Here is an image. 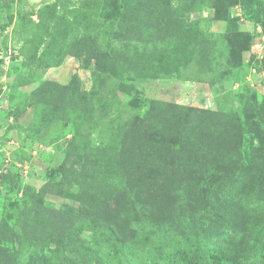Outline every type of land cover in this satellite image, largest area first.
<instances>
[{
  "label": "rangeland",
  "instance_id": "rangeland-1",
  "mask_svg": "<svg viewBox=\"0 0 264 264\" xmlns=\"http://www.w3.org/2000/svg\"><path fill=\"white\" fill-rule=\"evenodd\" d=\"M119 2L123 0L13 3V23L0 32V264L14 258L26 264H159L161 249L189 251L197 241L239 249L250 262L263 260L264 237L258 231L264 224V0H171L210 42L205 43L206 57L192 59L179 76L155 78L138 76L122 55L129 49L127 39L140 48H159L160 54L164 30L154 19L133 22L128 32L124 21L132 9H122ZM52 3L63 22L72 25L65 35L54 29L59 18L48 23L36 14ZM142 3L144 12L151 9L150 1ZM30 11L31 18L18 14L28 17ZM5 14L0 8V23ZM115 62L123 65V79ZM93 71L99 75L95 82ZM28 77L37 84H69L71 92L62 100H70L69 108H62V102L34 105L27 127L20 126L16 103L30 107L31 93L16 90ZM183 106L237 112L238 139L220 147L224 165L212 183V213L199 206L193 222L184 223L187 213L182 224L176 222L172 183L160 187L147 180L141 204L127 192L100 197L93 189L48 175L59 164L79 172L85 158L96 156L111 139L118 121L133 115L168 121L157 125L168 130L174 125L170 133L180 134ZM83 114L88 119L75 144L80 137L87 144L64 161L62 149ZM173 142L177 148L179 141ZM135 179L132 175L133 185ZM204 210L207 214L200 216ZM131 252L136 256L128 259Z\"/></svg>",
  "mask_w": 264,
  "mask_h": 264
},
{
  "label": "trees",
  "instance_id": "trees-1",
  "mask_svg": "<svg viewBox=\"0 0 264 264\" xmlns=\"http://www.w3.org/2000/svg\"><path fill=\"white\" fill-rule=\"evenodd\" d=\"M15 1L0 0V8L6 12L4 21L0 23V32L13 23L14 14L11 10ZM148 1H150L151 9H146L145 12L142 0L119 2L122 9L126 5H130L132 9V14H128V18L124 21V27L128 32H132L133 22L141 25L143 22L155 19L164 30L160 41L165 48L158 54L159 48L148 49L147 46L140 48L134 41L127 39L125 44L129 46V49L126 48L123 53V61L125 60L128 68L135 70L138 76L146 75L155 78L169 76L173 73L179 76L192 59L198 57L201 60L206 57L205 43L210 41L196 22L183 17L178 4H173L171 0ZM56 7V3L46 4L36 11V14L39 18H47L48 23H50V18H59L54 29L60 35H65L72 25L63 22V18L56 14ZM33 13L30 11L28 17L21 13L18 14L23 18H31ZM114 18L117 19V16ZM51 38L54 39V36ZM133 45L135 47L132 48ZM114 68L119 78L123 79V65L115 62ZM92 76L95 82L99 75L93 71ZM30 82L31 78L28 77L19 81L18 84ZM70 92L69 84L44 80L32 90L29 104L34 106L46 103L52 107L58 102H62ZM89 93H94V87L89 90ZM70 103V100H67L62 102L61 106L67 109ZM22 105L23 102L16 103L17 115L20 113ZM76 106L75 103L74 107L76 108ZM77 108L79 109V106ZM179 114L184 116V123L179 126L182 130L178 135L170 133L175 129L174 125L168 130L167 127L157 125L158 123L166 125L169 123L168 121H161L147 114L133 115L128 119L118 121L119 125L114 128L111 139L100 148L96 156L85 158L79 172H76L72 167L59 164L50 168L48 175L58 177L62 182H73L93 189L100 197L112 192H127L134 195L133 197L140 198L141 204H143L142 199L146 193L147 180L156 182L160 187L164 182L165 185L172 183L169 191H172L176 196L174 202L177 205V218L175 221L182 224L181 219L187 213L189 218L184 223H188V221L191 223L194 221L196 208L207 209L209 207L211 213L213 212L210 200L212 183L222 175L220 167L224 165L222 158L225 156L220 147L238 139L235 130L238 117L236 111H225L222 106H219L215 111L183 106L179 109ZM230 116H233V120ZM136 118L138 120L133 123ZM86 119H88V115L83 114L81 120L74 124L73 135L62 149L65 155L64 161L68 159L73 149H78L81 152L83 145L87 144V141L81 137V142H77V146L75 144L82 122ZM228 121H232V124ZM132 124H135L134 129ZM174 138L179 141L177 148H172ZM217 157L220 160H217ZM175 160L176 162H174ZM132 175L137 177L135 185L131 180ZM207 191H209V195H207ZM125 211L128 213V209ZM206 214V210H204L201 211L200 216ZM222 223L227 228L231 227L228 219H224ZM102 228L107 229L105 226ZM258 232L264 237V224ZM205 239H207L206 236ZM115 240L123 252L121 241L118 238ZM160 254L161 262L159 264H264V259L259 262L247 261L244 251L239 249L229 248L225 245L214 244L211 246L199 241L189 251L179 248H172L171 251L161 249ZM135 256L136 254L131 252L128 259ZM10 264L26 263L19 262L14 258ZM125 264L130 263L126 262ZM140 264L152 263L144 261Z\"/></svg>",
  "mask_w": 264,
  "mask_h": 264
},
{
  "label": "crops",
  "instance_id": "crops-1",
  "mask_svg": "<svg viewBox=\"0 0 264 264\" xmlns=\"http://www.w3.org/2000/svg\"><path fill=\"white\" fill-rule=\"evenodd\" d=\"M38 86L37 83H33V82H30V83H24V84H19L18 86V91L20 94H23L25 95L26 92L28 93H31L33 89H35L36 87ZM5 91V90H4ZM3 91V92H4ZM23 92V93H22ZM26 97V96H24ZM24 103V102H23ZM32 105L30 107H24V104L21 106V113L20 115L18 114L19 117H17L19 120V123H20V126H23L24 128L27 127V125L29 124V120L31 118L30 114H31V111L33 112V109H32ZM17 108V107H16ZM23 109V110H22ZM32 109V110H31ZM12 121V119H11ZM5 127V126H4Z\"/></svg>",
  "mask_w": 264,
  "mask_h": 264
},
{
  "label": "built area",
  "instance_id": "built-area-1",
  "mask_svg": "<svg viewBox=\"0 0 264 264\" xmlns=\"http://www.w3.org/2000/svg\"><path fill=\"white\" fill-rule=\"evenodd\" d=\"M258 57V55H256Z\"/></svg>",
  "mask_w": 264,
  "mask_h": 264
}]
</instances>
